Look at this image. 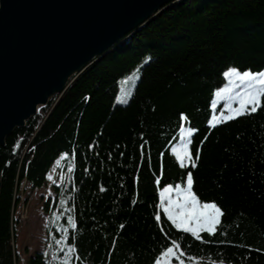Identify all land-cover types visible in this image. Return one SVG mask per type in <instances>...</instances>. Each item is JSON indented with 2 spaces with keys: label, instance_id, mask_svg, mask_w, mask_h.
Listing matches in <instances>:
<instances>
[{
  "label": "trees",
  "instance_id": "1",
  "mask_svg": "<svg viewBox=\"0 0 264 264\" xmlns=\"http://www.w3.org/2000/svg\"><path fill=\"white\" fill-rule=\"evenodd\" d=\"M138 68L129 102L118 104L121 80ZM230 69L264 71V0H176L76 76L0 148V264L19 263L24 180L45 189L60 159L62 183L43 206L48 243L26 264H65L66 255L68 264H153L171 239L194 261L264 264V108L212 126ZM183 129L193 130L195 167L172 150ZM189 171L197 197L224 213L215 237L201 234L208 243L161 209V189L185 185Z\"/></svg>",
  "mask_w": 264,
  "mask_h": 264
},
{
  "label": "water",
  "instance_id": "2",
  "mask_svg": "<svg viewBox=\"0 0 264 264\" xmlns=\"http://www.w3.org/2000/svg\"><path fill=\"white\" fill-rule=\"evenodd\" d=\"M174 1L0 0V148ZM1 191L0 174V198Z\"/></svg>",
  "mask_w": 264,
  "mask_h": 264
},
{
  "label": "snow or ice",
  "instance_id": "3",
  "mask_svg": "<svg viewBox=\"0 0 264 264\" xmlns=\"http://www.w3.org/2000/svg\"><path fill=\"white\" fill-rule=\"evenodd\" d=\"M228 80V85L218 90L215 93L217 98H224L226 108L220 113V122L238 119L241 116H249L264 108V71L252 72L250 70L240 72L236 69L224 73ZM237 104L238 107H233ZM217 105L213 104L212 108L215 111ZM225 112L227 115H225ZM213 116V120H215ZM182 120H187L186 115H181ZM213 127L216 125L213 123ZM192 129H188L187 135H184L182 130L181 135L182 147L177 153V159L180 166L185 167V161L189 162L191 167H195V161L192 157V152L189 149L191 144L190 137ZM185 185H176L175 188L168 186L161 193L163 213L166 215L170 226H174L178 231L190 234V237L201 243H208L207 238L202 237V233H207L210 237L217 235L218 226L221 224V217L224 215L221 208L216 203L202 202L193 192V177L191 172L186 174ZM159 183V181H157ZM103 191V189H101ZM163 201H166V205ZM156 221L161 220V216L155 217ZM69 223H72L69 220ZM73 227L75 225L73 224ZM121 228L124 225L120 226ZM167 235V234H166ZM243 247V246H237ZM67 254H72L76 251L74 247L67 248ZM251 251H261L260 249H251ZM46 255V254H45ZM197 257L188 255L181 248L178 239H171L160 253H158L153 264H185L186 260H197ZM65 264H68V256L65 257ZM213 264H224L223 260L213 262Z\"/></svg>",
  "mask_w": 264,
  "mask_h": 264
},
{
  "label": "rangeland",
  "instance_id": "4",
  "mask_svg": "<svg viewBox=\"0 0 264 264\" xmlns=\"http://www.w3.org/2000/svg\"><path fill=\"white\" fill-rule=\"evenodd\" d=\"M139 78H140V68L135 69L121 80V86H120L121 89L117 97L118 104L124 105L129 102ZM227 85H228V80L226 79V82L222 88H224ZM213 104H216L217 107L215 111L213 110L214 111L213 116H215L216 118L215 120H213L212 118V124L220 123V113L222 110L226 108L225 100L224 98H217L215 96ZM232 106L234 108L238 107L237 104H233ZM225 115H227L226 112ZM187 131L188 129H183L185 136L187 135ZM181 132L176 142L172 146V150L176 156L182 147L181 142L183 137L181 135ZM63 157L64 156H62L61 158ZM188 163H189L188 161H185V164ZM60 166H61V159L58 160L55 166L53 167L51 175L48 179L49 183L47 184L45 189L32 191L27 186V184L26 185L24 184V182L21 186V190L19 194L21 199V204L17 207L15 212V218L19 219V221L16 222L15 224L16 249L19 257L18 264H26V261L32 255H34L36 252L43 251L46 248L49 237V233L47 230L50 224L51 214L44 212L43 206L49 197H51V199H53L54 197V195L51 192L52 185L53 184L59 185L62 183V173L57 175L58 168ZM168 186H172L173 188H175V186L173 185H167L161 189V193L163 192L164 188H167ZM162 199L163 198L161 196V205H162ZM163 202L166 205V201ZM161 209L163 211L162 206ZM173 264H176V262L174 261ZM185 264H206V263L186 260Z\"/></svg>",
  "mask_w": 264,
  "mask_h": 264
},
{
  "label": "built area",
  "instance_id": "5",
  "mask_svg": "<svg viewBox=\"0 0 264 264\" xmlns=\"http://www.w3.org/2000/svg\"><path fill=\"white\" fill-rule=\"evenodd\" d=\"M27 181H24V184L26 185Z\"/></svg>",
  "mask_w": 264,
  "mask_h": 264
},
{
  "label": "crops",
  "instance_id": "6",
  "mask_svg": "<svg viewBox=\"0 0 264 264\" xmlns=\"http://www.w3.org/2000/svg\"><path fill=\"white\" fill-rule=\"evenodd\" d=\"M26 251H28V250H26Z\"/></svg>",
  "mask_w": 264,
  "mask_h": 264
}]
</instances>
